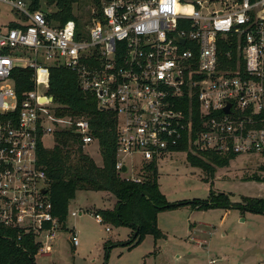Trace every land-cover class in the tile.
Here are the masks:
<instances>
[{
	"label": "built area",
	"instance_id": "built-area-1",
	"mask_svg": "<svg viewBox=\"0 0 264 264\" xmlns=\"http://www.w3.org/2000/svg\"><path fill=\"white\" fill-rule=\"evenodd\" d=\"M55 9H34L32 0H0L3 236L33 235L39 252L52 251L69 214L64 223L53 214L39 146L48 136L55 141L61 130L79 132L83 147L96 140L87 117L58 116L60 106L48 101L54 66L75 73L98 108L115 113L116 169L127 180L141 182L130 177V166L158 162L177 150L184 132L192 131L194 98L202 117L197 148L264 155V0H90L88 19L75 15L65 23L48 19ZM23 70L32 72L33 88L19 96L16 79ZM72 232L70 241L78 247Z\"/></svg>",
	"mask_w": 264,
	"mask_h": 264
},
{
	"label": "rangeland",
	"instance_id": "rangeland-1",
	"mask_svg": "<svg viewBox=\"0 0 264 264\" xmlns=\"http://www.w3.org/2000/svg\"><path fill=\"white\" fill-rule=\"evenodd\" d=\"M56 10V9H55ZM90 0H79L74 15L88 19ZM46 12L49 9H45ZM41 88L40 91H43ZM57 136V135H56ZM51 136L43 145H56ZM191 148V147H190ZM201 148V147H199ZM98 167L104 165L97 140L83 147ZM188 152L163 153L158 159L161 192L171 204L207 201L211 195H226L231 208L196 209L181 205L158 215L163 234L147 235L137 245L128 246L134 230L111 221L100 222L99 210H111L116 197L106 191H79L70 203L67 229L60 230L48 254L39 252L35 264H259L264 261V214L243 209L244 199H264V155L241 153L213 174L192 165ZM138 159L136 160V162ZM143 162L130 166L137 176ZM77 211L78 217L71 212ZM75 229L80 244L73 247ZM44 243L45 236L40 237Z\"/></svg>",
	"mask_w": 264,
	"mask_h": 264
},
{
	"label": "trees",
	"instance_id": "trees-1",
	"mask_svg": "<svg viewBox=\"0 0 264 264\" xmlns=\"http://www.w3.org/2000/svg\"><path fill=\"white\" fill-rule=\"evenodd\" d=\"M79 0H32L33 8L41 5L55 6L57 12L49 14L48 19L65 23L76 19L74 5ZM77 20V19H76ZM235 53V52H234ZM224 60L225 58L222 57ZM32 72L22 71L16 79L19 96L33 88L30 76ZM48 96L60 107L57 115L61 117H87L91 132L98 141L104 165L98 167L93 158L83 151V145L72 130H61L56 135V145L52 149L40 145L38 150L39 165L46 172L49 183V197L53 204V214L64 223L69 214L70 203L79 191H106L113 194L117 203L111 210H99L98 220L111 221L134 230V236L128 246L139 244L145 236L152 235L159 239L163 236L158 226V215L181 205H192L196 209L231 208L229 198L224 194L211 195L207 201L183 202L171 204L161 192L157 162L143 164L137 176L141 182L127 180L116 169L117 163V119L113 112L100 110L95 95L84 91L78 76L68 69L54 66L51 69ZM189 99H183L185 122L190 112ZM192 131L183 134V140L177 147L180 152H188L189 162L209 174L216 167L228 165L229 160L238 154H220L216 151L197 148L193 143L202 131V117L197 98L193 100ZM192 143V145H191ZM191 147V148H190ZM243 209L264 214V199H244ZM14 239L0 233V264H35V256L40 245L33 235H26L16 240L15 233L9 232Z\"/></svg>",
	"mask_w": 264,
	"mask_h": 264
},
{
	"label": "water",
	"instance_id": "water-1",
	"mask_svg": "<svg viewBox=\"0 0 264 264\" xmlns=\"http://www.w3.org/2000/svg\"><path fill=\"white\" fill-rule=\"evenodd\" d=\"M181 42L183 43L184 40H181ZM53 100H54L53 97H50V98L48 99L49 102H53ZM230 106H231V104H229V106L225 108V112H226L227 114H229ZM100 110L103 111L104 108H100ZM74 135H75L77 138H79V137L81 136V134H80L79 132H74ZM128 171H129V170H128L127 166L124 165L123 168H122V172L125 173V174H127ZM41 193H42V194H47V193H48V190H47V189H41Z\"/></svg>",
	"mask_w": 264,
	"mask_h": 264
},
{
	"label": "crops",
	"instance_id": "crops-1",
	"mask_svg": "<svg viewBox=\"0 0 264 264\" xmlns=\"http://www.w3.org/2000/svg\"><path fill=\"white\" fill-rule=\"evenodd\" d=\"M262 263H264V261L263 262H259V264H262Z\"/></svg>",
	"mask_w": 264,
	"mask_h": 264
}]
</instances>
